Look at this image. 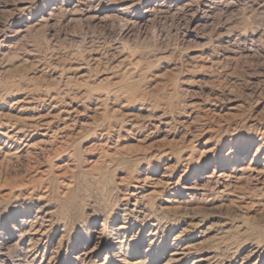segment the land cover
<instances>
[{"label": "rangeland", "instance_id": "374dc122", "mask_svg": "<svg viewBox=\"0 0 264 264\" xmlns=\"http://www.w3.org/2000/svg\"><path fill=\"white\" fill-rule=\"evenodd\" d=\"M0 264H264V0H0Z\"/></svg>", "mask_w": 264, "mask_h": 264}]
</instances>
